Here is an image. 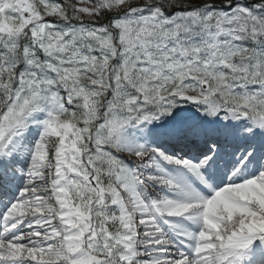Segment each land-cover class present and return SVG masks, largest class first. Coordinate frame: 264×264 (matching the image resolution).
Segmentation results:
<instances>
[{"label": "snow or ice", "instance_id": "obj_1", "mask_svg": "<svg viewBox=\"0 0 264 264\" xmlns=\"http://www.w3.org/2000/svg\"><path fill=\"white\" fill-rule=\"evenodd\" d=\"M0 264H264V0H0Z\"/></svg>", "mask_w": 264, "mask_h": 264}, {"label": "bare ground", "instance_id": "obj_2", "mask_svg": "<svg viewBox=\"0 0 264 264\" xmlns=\"http://www.w3.org/2000/svg\"><path fill=\"white\" fill-rule=\"evenodd\" d=\"M221 161V160H220ZM170 166V165H169ZM172 167V166H171Z\"/></svg>", "mask_w": 264, "mask_h": 264}, {"label": "rangeland", "instance_id": "obj_3", "mask_svg": "<svg viewBox=\"0 0 264 264\" xmlns=\"http://www.w3.org/2000/svg\"><path fill=\"white\" fill-rule=\"evenodd\" d=\"M182 110V109H181Z\"/></svg>", "mask_w": 264, "mask_h": 264}]
</instances>
